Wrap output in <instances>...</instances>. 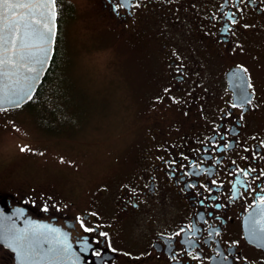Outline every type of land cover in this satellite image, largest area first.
Here are the masks:
<instances>
[{"label": "flooded vegetation", "instance_id": "flooded-vegetation-1", "mask_svg": "<svg viewBox=\"0 0 264 264\" xmlns=\"http://www.w3.org/2000/svg\"><path fill=\"white\" fill-rule=\"evenodd\" d=\"M78 2L145 61L133 144L80 189L41 190L0 158V264L37 223L80 264H264V0H57L58 17Z\"/></svg>", "mask_w": 264, "mask_h": 264}, {"label": "rangeland", "instance_id": "rangeland-1", "mask_svg": "<svg viewBox=\"0 0 264 264\" xmlns=\"http://www.w3.org/2000/svg\"><path fill=\"white\" fill-rule=\"evenodd\" d=\"M65 19L59 37L67 65L58 76L71 99L63 106L71 108L68 128L50 133L39 115L21 107L4 112L8 127L0 131V158L9 170L27 171L50 192L90 187L114 170L115 157L131 149L150 82L144 59L97 27L80 3Z\"/></svg>", "mask_w": 264, "mask_h": 264}, {"label": "water", "instance_id": "water-1", "mask_svg": "<svg viewBox=\"0 0 264 264\" xmlns=\"http://www.w3.org/2000/svg\"><path fill=\"white\" fill-rule=\"evenodd\" d=\"M36 0H0V29H4L9 37L15 36L17 40L16 47L20 48L21 43L24 45L25 59H19L15 54L16 50L10 47L9 56L13 60V64L7 67V77L3 80V85L8 86L9 94L16 87V81L22 80V77L31 75L27 68L31 66L30 60L27 58L28 53H38L41 46L38 34L43 29V23L47 20L51 26V20L48 16L47 9H38L36 7H18L20 4H34ZM44 15H41V13ZM57 13V12H56ZM40 21L39 24L33 21ZM55 32L57 35V15L55 19ZM56 35L52 42L46 47L49 49L48 55L51 57L40 75L39 80L34 82L32 97L41 84L53 58L55 51ZM2 95V93H0ZM30 100H26L19 107L4 101L0 103V110L16 109L27 104ZM30 231V241L18 246H23L27 253V258L22 259L21 253L16 252V260L18 264H80L76 258V254L72 250L69 239L59 229L49 230L45 223H40ZM24 233L22 231L21 236ZM28 236V233H27ZM35 237L36 242L32 244L31 238ZM28 239V237H27ZM0 244L6 246L4 236L0 233Z\"/></svg>", "mask_w": 264, "mask_h": 264}, {"label": "snow or ice", "instance_id": "snow-or-ice-1", "mask_svg": "<svg viewBox=\"0 0 264 264\" xmlns=\"http://www.w3.org/2000/svg\"><path fill=\"white\" fill-rule=\"evenodd\" d=\"M56 5H57V0H36L34 4L15 5L18 7H36L38 9H47L48 16L51 20V26L49 25V22L47 20L43 23L44 31L38 34L39 43L41 45L38 49V53H28L27 55V58L31 62V66L27 68V71L31 75L24 76L22 77V80L16 81V87L12 89L10 94L7 85H3L2 87H0V93H2V95H0V103L7 101L13 106L19 107L26 100L32 99L34 82L39 80L40 75L47 64V61L51 58L48 55L49 49L46 46L52 42V39L56 35L55 32V19L57 15ZM124 6L131 7L129 0H121V4L119 5V7H124ZM41 15H44V13L42 12ZM232 22L235 23L236 22L235 19H233ZM33 23L39 24L40 21L34 20ZM228 31L231 32L232 29L229 28ZM16 44H17V40L15 36L9 37L7 33L4 31V29H0V84H3V80L7 77V67L14 63L12 58L9 56V51H10L9 46H11L12 49L16 50L15 54L19 57V59H25L23 42L21 43L20 48H17ZM238 68L239 71L233 74L234 79L240 80L242 78H246L248 69L244 68L243 66H238ZM240 73L245 74L244 77H242ZM247 88L248 89L253 88L250 79L247 81ZM165 91L168 90L166 89ZM254 95H255L254 92L246 93L247 99L245 102L251 104L252 97ZM25 150L27 149L21 148V151H25ZM249 171H251V169L245 171L244 175H248ZM262 202H264V199H262ZM81 227L84 229L85 232L94 231V229L85 227L83 222H81ZM101 235L104 234L101 233ZM253 236L254 238L257 239L261 238L257 236L255 233H253ZM24 239L25 237L18 236L13 238V242L18 244V242L23 241ZM84 243L86 247H90L87 240H85ZM20 253L22 259L27 258V253L24 250L23 246H20ZM96 254L99 255V253Z\"/></svg>", "mask_w": 264, "mask_h": 264}, {"label": "trees", "instance_id": "trees-1", "mask_svg": "<svg viewBox=\"0 0 264 264\" xmlns=\"http://www.w3.org/2000/svg\"><path fill=\"white\" fill-rule=\"evenodd\" d=\"M58 14L59 17L57 15V23L59 24V29L57 31L55 51L51 65L32 99L22 107L28 112L39 115V117H41L40 119L43 120L49 128L48 131L50 133L55 132L56 135L61 134L59 129L68 128V123L66 122L69 120H66L64 115L67 114L68 108L70 107L66 106L65 108L63 106L65 103L64 101L71 100L70 98H64L63 95L65 91L63 90H66L67 88L66 82L59 79L58 76L67 65V62L64 61V54L59 37L61 26L60 21L62 23L63 18L65 19V17L71 16V11L65 9L63 12L59 11ZM57 131L59 132L57 133Z\"/></svg>", "mask_w": 264, "mask_h": 264}]
</instances>
